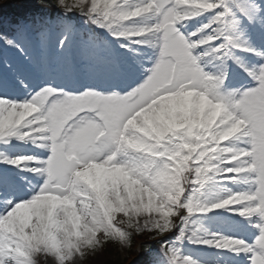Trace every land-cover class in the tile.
I'll return each mask as SVG.
<instances>
[{"label": "snow or ice", "instance_id": "1", "mask_svg": "<svg viewBox=\"0 0 264 264\" xmlns=\"http://www.w3.org/2000/svg\"><path fill=\"white\" fill-rule=\"evenodd\" d=\"M138 235L264 264V0H0V264Z\"/></svg>", "mask_w": 264, "mask_h": 264}, {"label": "rangeland", "instance_id": "2", "mask_svg": "<svg viewBox=\"0 0 264 264\" xmlns=\"http://www.w3.org/2000/svg\"><path fill=\"white\" fill-rule=\"evenodd\" d=\"M9 3L10 2L5 3L3 6H5L6 4H9ZM13 4L15 6L18 5L16 3H13ZM144 241L148 242V241H151V240H149L147 236L138 235V236L135 237V242L132 245V247H133L132 251H126L125 254H121L119 252H113V253L105 256V257H102V259L105 260V261H108L111 258H118L120 260H124L123 264H131V262L133 260L137 259V257H138V252L136 251V249L139 248L141 243L144 242ZM125 255H126V258H125ZM38 261H39V264H51L49 259H47L45 257H42V256L38 258Z\"/></svg>", "mask_w": 264, "mask_h": 264}, {"label": "trees", "instance_id": "3", "mask_svg": "<svg viewBox=\"0 0 264 264\" xmlns=\"http://www.w3.org/2000/svg\"><path fill=\"white\" fill-rule=\"evenodd\" d=\"M132 249H133V247H132ZM107 262H108V264H122V262L120 260H116V259H109Z\"/></svg>", "mask_w": 264, "mask_h": 264}]
</instances>
